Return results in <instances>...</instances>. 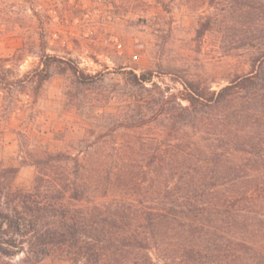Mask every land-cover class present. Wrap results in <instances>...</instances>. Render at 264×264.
Instances as JSON below:
<instances>
[{"label":"trees","instance_id":"16d2710c","mask_svg":"<svg viewBox=\"0 0 264 264\" xmlns=\"http://www.w3.org/2000/svg\"><path fill=\"white\" fill-rule=\"evenodd\" d=\"M227 8L238 46L254 52L249 73L218 91L180 79L171 93L150 72H129L150 93L147 113L125 126L150 130L137 151L43 153L26 164L29 189L15 186L18 167H0V261L264 264V0ZM214 24L206 17L199 31ZM46 58L38 86L54 62L91 78Z\"/></svg>","mask_w":264,"mask_h":264},{"label":"rangeland","instance_id":"374dc122","mask_svg":"<svg viewBox=\"0 0 264 264\" xmlns=\"http://www.w3.org/2000/svg\"><path fill=\"white\" fill-rule=\"evenodd\" d=\"M206 17L215 24L203 33ZM237 22L227 0H0V167H18L14 184L29 189L35 171L26 164L43 153L137 151L150 130L125 126L147 113L150 93L127 73L150 72L171 93L180 79L218 91L252 69ZM46 55L91 78L82 83L54 62L38 86Z\"/></svg>","mask_w":264,"mask_h":264}]
</instances>
